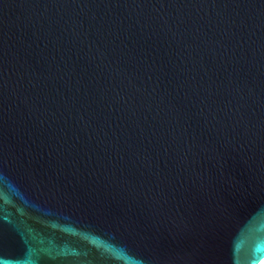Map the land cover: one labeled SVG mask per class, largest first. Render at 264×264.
Segmentation results:
<instances>
[{"label":"water","instance_id":"obj_1","mask_svg":"<svg viewBox=\"0 0 264 264\" xmlns=\"http://www.w3.org/2000/svg\"><path fill=\"white\" fill-rule=\"evenodd\" d=\"M264 260V0H0V264Z\"/></svg>","mask_w":264,"mask_h":264},{"label":"bare ground","instance_id":"obj_2","mask_svg":"<svg viewBox=\"0 0 264 264\" xmlns=\"http://www.w3.org/2000/svg\"><path fill=\"white\" fill-rule=\"evenodd\" d=\"M259 264H264V260H262Z\"/></svg>","mask_w":264,"mask_h":264}]
</instances>
